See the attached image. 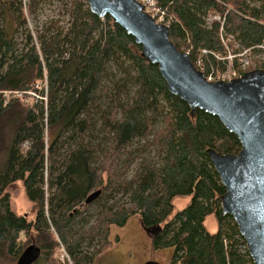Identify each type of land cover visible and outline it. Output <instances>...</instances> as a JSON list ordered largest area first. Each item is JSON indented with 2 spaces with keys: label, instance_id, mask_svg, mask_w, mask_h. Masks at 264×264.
Wrapping results in <instances>:
<instances>
[{
  "label": "trees",
  "instance_id": "trees-1",
  "mask_svg": "<svg viewBox=\"0 0 264 264\" xmlns=\"http://www.w3.org/2000/svg\"><path fill=\"white\" fill-rule=\"evenodd\" d=\"M42 1L0 0V154L7 159L0 172V264H17L31 244L41 247V264H64L59 242L72 264H95L120 242L119 236L111 239L113 229L126 227L132 217L148 231L155 228L154 249H172L171 264H254L239 226L223 215L225 188L207 154H238L237 136L215 116L200 110L193 115L169 93L158 67L142 57V47L110 17L94 15L87 0H70L67 27L51 21L31 29ZM157 3L171 21V42L194 65L201 51L211 52L208 72L220 64L212 53H226L221 24H207L210 13L225 20L231 46L233 39L264 56V0ZM110 67L127 71L134 96L127 101L125 86L117 89L97 144L91 109ZM257 68L264 69V60ZM160 117L164 127L156 130ZM137 140L163 154L162 166L142 161L127 177L140 159L131 151ZM18 181L34 204V221L11 210L7 190ZM116 195L128 201L109 206ZM181 196L192 202L169 220ZM94 204L99 211L90 223L85 213ZM210 216L217 220L216 233L206 227Z\"/></svg>",
  "mask_w": 264,
  "mask_h": 264
},
{
  "label": "water",
  "instance_id": "water-1",
  "mask_svg": "<svg viewBox=\"0 0 264 264\" xmlns=\"http://www.w3.org/2000/svg\"><path fill=\"white\" fill-rule=\"evenodd\" d=\"M87 1L94 15L110 17L142 47V57L158 67L169 93L184 101L193 115L200 110L215 116L237 136L238 154L221 155L212 149L207 154L225 188L223 215L239 226L254 264H264V70L255 69L230 83H209L190 55L171 42L169 28L158 25L143 5L135 0ZM42 254L41 247L31 244L17 264H36Z\"/></svg>",
  "mask_w": 264,
  "mask_h": 264
},
{
  "label": "rangeland",
  "instance_id": "rangeland-1",
  "mask_svg": "<svg viewBox=\"0 0 264 264\" xmlns=\"http://www.w3.org/2000/svg\"><path fill=\"white\" fill-rule=\"evenodd\" d=\"M69 6L70 0L42 1L36 14L29 20V27L31 29H35L37 26L41 28L44 25H48L51 21H59L60 27H67L70 21ZM19 41H21V38L19 39ZM256 55L258 56L257 58ZM256 55L253 54L252 58L255 65L251 67L254 68L253 70L260 69L257 68V66L261 62V60H263L262 55H259L258 53H256ZM124 68L127 69L128 65H124ZM126 72L123 70H121L120 72L116 71L112 67L109 68L107 75L102 83V88L98 93V106L91 109L93 120L95 123H97L96 132H93L97 144L102 142V139L104 137V135L101 134L103 114H107V111L110 108L112 97H116L117 89L122 88L121 85H124V99L127 101L133 100L134 91L131 89L130 80ZM118 84L120 85L117 86ZM163 127L164 119L163 117H160L155 124V129L159 130ZM145 144L146 140H137L134 143V147L131 148V151H133L135 155H138L140 159L130 169L127 177H130L133 174L139 163H141L142 161L151 162L156 168H160L162 166L163 154L157 148H152L150 150L146 149ZM6 165V156L0 154V172L6 168ZM7 193L10 196L11 210L18 216L28 217L29 221H34L36 218L34 204L29 200L27 196L24 182L18 181L14 183L7 190ZM127 201L128 198L122 197L121 195H116L115 199L110 203L109 206H117L120 203H124ZM191 202V196H181L176 198L174 200L173 213L170 216L169 220H173L177 213L187 208L191 204ZM97 206V204H94L85 213V215L89 213L88 217L92 216L91 218H89V221L91 220L90 223L94 222L95 215L99 211ZM82 227L83 226H81V224L77 225V229H81ZM206 227L210 233H216L218 231V223L214 216H210L207 218ZM116 236H119L121 238L120 243L98 257L95 261V264H146L148 262H155L158 264H171L173 250L154 249V234L146 230L142 226L138 217H132L124 228H115L112 232V239H115ZM25 239L26 238L24 236V242H26ZM96 245V243H94L92 246L87 245L85 249L89 248L91 251ZM57 255L61 259V253L58 252ZM41 260L39 261V263L41 262ZM41 263H43V261ZM8 264H12L11 260Z\"/></svg>",
  "mask_w": 264,
  "mask_h": 264
},
{
  "label": "built area",
  "instance_id": "built-area-1",
  "mask_svg": "<svg viewBox=\"0 0 264 264\" xmlns=\"http://www.w3.org/2000/svg\"><path fill=\"white\" fill-rule=\"evenodd\" d=\"M135 1L144 6L145 12L149 14L158 25H163L169 28L171 21L167 18L165 11L159 7L157 0ZM206 21L208 25L214 23L221 24L220 33L226 53H212L215 59L220 64H218L217 66H213L210 72H208L205 58L207 57V55L211 54V52L207 50L201 51L195 61L196 69L204 73L205 78L209 83H230L236 79L242 78L246 73H248L252 69L251 67L255 66L254 60L252 59V55L254 54L252 49H242L240 45H238V43L233 39H231L232 46H230L229 40H226L225 38V20L220 14L210 13ZM259 48L264 52V46H261ZM262 57L264 60V56ZM222 67L224 68V70H221ZM18 96L20 97V95ZM59 252L61 253V261L64 264H72L71 257L69 256L65 246L60 242Z\"/></svg>",
  "mask_w": 264,
  "mask_h": 264
},
{
  "label": "crops",
  "instance_id": "crops-1",
  "mask_svg": "<svg viewBox=\"0 0 264 264\" xmlns=\"http://www.w3.org/2000/svg\"><path fill=\"white\" fill-rule=\"evenodd\" d=\"M114 229H115V228H114ZM114 229H113V230H114ZM112 232H113V231H112ZM110 237H111V239H112V233H111V236H110ZM112 240H113V239H112ZM120 241H121V238H120ZM119 243H120V242H119ZM117 244H118V243H117ZM117 244H116V245H117ZM114 246H115V245H114ZM114 246H113V247H114ZM111 249H112V248H111ZM106 252H107V251H106ZM41 258H42V257H41ZM41 258H40V260H41ZM40 260H39V261H40ZM39 261H38V262H39ZM38 262H37V263H38ZM37 263H36V264H37Z\"/></svg>",
  "mask_w": 264,
  "mask_h": 264
},
{
  "label": "bare ground",
  "instance_id": "bare-ground-1",
  "mask_svg": "<svg viewBox=\"0 0 264 264\" xmlns=\"http://www.w3.org/2000/svg\"><path fill=\"white\" fill-rule=\"evenodd\" d=\"M221 41H222V38H221ZM222 43H223V41H222ZM223 45H224V43H223ZM231 46V45H230ZM264 70V69H263Z\"/></svg>",
  "mask_w": 264,
  "mask_h": 264
}]
</instances>
